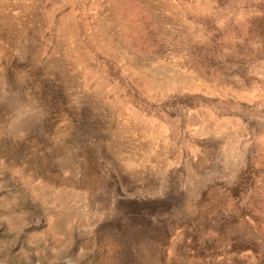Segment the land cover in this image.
<instances>
[{
	"label": "rangeland",
	"instance_id": "1",
	"mask_svg": "<svg viewBox=\"0 0 264 264\" xmlns=\"http://www.w3.org/2000/svg\"><path fill=\"white\" fill-rule=\"evenodd\" d=\"M0 264H264V0H0Z\"/></svg>",
	"mask_w": 264,
	"mask_h": 264
}]
</instances>
